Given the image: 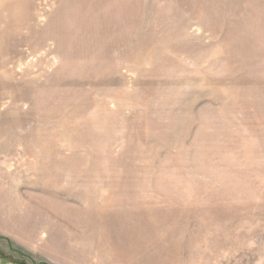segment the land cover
I'll list each match as a JSON object with an SVG mask.
<instances>
[{"label":"rangeland","instance_id":"374dc122","mask_svg":"<svg viewBox=\"0 0 264 264\" xmlns=\"http://www.w3.org/2000/svg\"><path fill=\"white\" fill-rule=\"evenodd\" d=\"M262 191L264 0H0V264H264Z\"/></svg>","mask_w":264,"mask_h":264},{"label":"bare ground","instance_id":"6f19581e","mask_svg":"<svg viewBox=\"0 0 264 264\" xmlns=\"http://www.w3.org/2000/svg\"><path fill=\"white\" fill-rule=\"evenodd\" d=\"M242 146H243L244 150L246 149V153L244 155H242L243 157L244 156L248 157V153L252 154L253 149L249 150L251 148V146L250 147L247 145H242ZM229 171L232 172L233 175L226 176V174H224L222 177V181L224 183H226L228 186H232V188L237 193H241V196L249 195V194L253 193V187H252L253 183L251 181H245L243 179L244 177H241V171H233V170H229ZM236 192H235V194H236ZM262 192H264V191H262ZM262 192H260L261 195H263ZM188 194H190L189 190H188Z\"/></svg>","mask_w":264,"mask_h":264}]
</instances>
